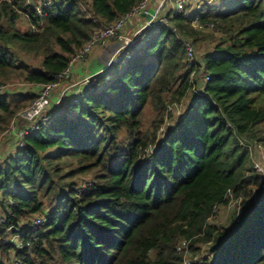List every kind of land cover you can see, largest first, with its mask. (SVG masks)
I'll list each match as a JSON object with an SVG mask.
<instances>
[{
	"label": "trees",
	"instance_id": "16d2710c",
	"mask_svg": "<svg viewBox=\"0 0 264 264\" xmlns=\"http://www.w3.org/2000/svg\"><path fill=\"white\" fill-rule=\"evenodd\" d=\"M38 1L0 0V85L21 83L0 93V131L141 0ZM175 3L160 8L167 25L141 32L95 90L50 109L0 162L5 264H182L183 241L195 256L207 246L200 264H264V191L247 149L264 148V0H215L199 20L212 30L191 24L193 2L181 13ZM21 15L27 30L15 26ZM204 33L219 40L199 58L209 80L191 94L181 41L195 45ZM12 48L39 56L38 65ZM181 100L157 138L167 105ZM148 106L155 121L144 133ZM79 175H91L82 190ZM229 193L242 197L241 212L225 226L209 224ZM37 215L45 222L31 230ZM10 235L20 246L4 242Z\"/></svg>",
	"mask_w": 264,
	"mask_h": 264
},
{
	"label": "built area",
	"instance_id": "2783aa9c",
	"mask_svg": "<svg viewBox=\"0 0 264 264\" xmlns=\"http://www.w3.org/2000/svg\"><path fill=\"white\" fill-rule=\"evenodd\" d=\"M150 0H141L136 6H134L129 12L125 15L120 16L116 21L110 23L105 28L96 32L91 39L71 58L68 66L60 73L55 76V81L51 84L44 85L39 87V92L36 99L32 102L30 106L22 109L18 116L26 121H28L29 125L23 130H18L16 128L15 122L10 121L8 132L4 131V133H8L6 136L8 138L13 139L15 142V146L17 148L22 147V139L23 137L32 130H35L37 124L40 122H45L48 119L47 109L51 104V94L54 90L60 87L66 80H68L71 76V67L74 63L84 61L88 55L91 53L94 47H100L106 45L108 42H115L117 44V48L114 50L112 56L110 57L108 63L105 67L96 74L87 75L80 80H78L74 86H82L91 88L96 85L97 77L103 75L106 70L112 69L115 65L119 64L121 60L125 57L130 56V52L126 53L127 50L135 43L138 36L145 29H148L154 25V23H159L163 25H167L166 16L160 15V7L155 10L154 13H149L148 4ZM215 0H176L175 10L176 13H181L184 10V6L189 2H193L194 4V15L191 19V24L198 29H210L214 28V25L211 23H200V17L204 14L208 7ZM39 12V11H38ZM147 17L144 25L136 32L131 34H126L124 29L127 23L138 17ZM171 31L176 34V30L171 28ZM182 47L184 50V63L186 67L190 69L189 73V81L191 85V94H197L198 92H202L206 82L209 80L208 74L206 73L203 62L200 59H197L196 52L194 46L189 40L181 41ZM106 80H109V77H106ZM69 86H64L63 91H66ZM7 86L0 85V93L7 91ZM87 92H92L93 90H86ZM80 93L74 97H79ZM61 98V96H60ZM61 100V99H60ZM59 100V101H60ZM59 103V102H58ZM57 103V104H58ZM177 108L175 105L168 106L165 111L164 121L162 126L159 129L162 130V127H167L171 123V117L174 113H176ZM240 145L243 146V142H239ZM247 149L249 150V157L252 168L254 172L260 177L262 180V190L264 191V148L260 145L251 146L248 145ZM253 151H256L260 157H255ZM241 202L242 197L238 196L234 198L229 193V200L225 207L230 209L231 211H236L237 214L241 212ZM4 222V218L0 215V224ZM45 222V215H37L31 219L30 228L33 230L34 228H40L43 226ZM15 241L10 239L4 242L12 244L14 246H20V242L18 240V235H14ZM188 242L183 241L177 245V250L183 253V263L182 264H200L201 260L192 258L187 259L185 255L188 253Z\"/></svg>",
	"mask_w": 264,
	"mask_h": 264
},
{
	"label": "rangeland",
	"instance_id": "374dc122",
	"mask_svg": "<svg viewBox=\"0 0 264 264\" xmlns=\"http://www.w3.org/2000/svg\"><path fill=\"white\" fill-rule=\"evenodd\" d=\"M37 1L38 0H28V2H30V3H36ZM37 3H39V1ZM229 5L230 6H234L235 5V1L230 2ZM15 26H16V28H18L20 30H27L28 29L27 22H26V20H24V18L22 17V15L16 20ZM197 39L199 41L195 45H193L194 48H195V52H196L197 59H199L203 55V53L205 51L211 50L213 48V46L218 43V40H219L217 35H215V34H208V33L201 34ZM12 51H13V54L20 61H22V62H24L26 64H29L31 66H37L38 63H39V58H38L39 56H36L33 53L32 54L31 53L28 54V53L19 51L16 48H12ZM69 79H71V76H70ZM78 80H80V79H78ZM78 80H70V81L67 80L68 83L65 86H73V87H76V88L77 87H80V91L76 95H78L80 92H84L86 90H95L96 89V85L95 86H92L91 88H88V87H85L84 88L82 86H74V84ZM17 83L21 84L18 79H11V80L5 82V84L7 86V89H9V88L12 89V90L14 89V92L13 93L17 92V90H18V89L15 90V88L17 86H14L13 87V85H16ZM25 89L26 88L23 87L21 90L24 91ZM28 90L29 89H27L26 91H28ZM54 93H55V97L52 99V96H53ZM64 93H65V91H63V88H60V89L57 88L56 90L53 91V93L51 94L52 95L51 96V99H50L51 104H50V107L47 109L46 112H48L50 109H52L55 106H58L61 103V100L62 99L60 98V96L64 95ZM166 101H169V96L168 97L166 96ZM185 101L186 100H181L179 102H173V103H169L167 105V107L168 106L175 105V108H177V110H175L177 112L172 115L171 121L173 120V118L175 116H177L183 110L184 105H185ZM27 107H25V108H27ZM19 112H17L14 115V117L12 118V121L15 122L16 128L18 130H23L24 128H26L29 125V123H28V121H26V120H24V119H22V118H20L18 116V113ZM154 119H155V110H154V108L152 106H148L144 110L143 115H142V127H141L142 132L147 133V132H149L151 130L150 128L152 126V122L155 121ZM165 128L163 126L162 127V130L163 131H160V132H159V129L160 128L158 129V132L156 133V137L157 138H159L164 133ZM8 130H9V127H5L3 130L0 131V156L5 154V153H2L1 152L2 151V145L1 144L5 143L4 142L5 140L10 139V138H8V136H6L8 133H6V134L4 133V131H7L8 132ZM10 140H13V139H10ZM13 144L15 146L14 140H13ZM152 148L153 147L149 146L147 148L146 152L147 153L148 152L150 153V151L152 150ZM253 154H254V156L256 158L257 157H260V155L256 151H253ZM90 179H91V175H79L78 178H77L78 189L79 190H82L89 183ZM232 215H234L233 214V211H231L227 207H223V208L218 209L215 212V214L211 216V218L208 220V223L211 224V225H213V226H216V227L225 226V225H227L229 223V220H230V218H231ZM10 239H12V240L15 241V237L12 236V235L7 236L5 238V241L10 240ZM196 247H199L200 248V252L197 253V255L195 256V255L192 254V252L188 251V253L185 255V257L187 259L195 258V259L201 260L202 259V256L206 257L205 256V250H206L205 248L207 246L202 245V246H196ZM10 256H12V255H10ZM0 260H3V262L5 264V256H2V257L0 256Z\"/></svg>",
	"mask_w": 264,
	"mask_h": 264
},
{
	"label": "crops",
	"instance_id": "0c3cea01",
	"mask_svg": "<svg viewBox=\"0 0 264 264\" xmlns=\"http://www.w3.org/2000/svg\"><path fill=\"white\" fill-rule=\"evenodd\" d=\"M166 0H150L148 4L149 13H154L157 8H161L162 4H164ZM147 17H138L130 20L125 26V33L131 34L133 32L138 31L144 25ZM117 48V44L115 42H108L104 46L94 47L91 53L88 55L86 60L76 62L71 67V79L70 80H78L87 75L96 74L101 71L105 65L108 63L110 57L112 56L114 50ZM67 80L60 85V88H64L67 85ZM80 91V87L69 86L65 91L64 95L61 96V102L66 100L67 98L72 97ZM55 97V93L52 96V99ZM5 143L2 145V153L4 155L0 156V161L5 159L8 155L12 154L14 151L13 140L7 139L4 141Z\"/></svg>",
	"mask_w": 264,
	"mask_h": 264
}]
</instances>
